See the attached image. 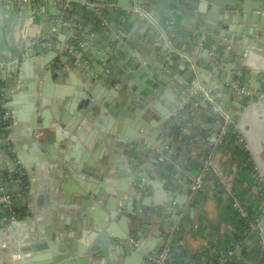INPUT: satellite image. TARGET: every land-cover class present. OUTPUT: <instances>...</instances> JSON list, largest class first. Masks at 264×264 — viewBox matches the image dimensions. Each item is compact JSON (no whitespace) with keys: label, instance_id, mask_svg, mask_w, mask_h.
<instances>
[{"label":"crops","instance_id":"obj_1","mask_svg":"<svg viewBox=\"0 0 264 264\" xmlns=\"http://www.w3.org/2000/svg\"><path fill=\"white\" fill-rule=\"evenodd\" d=\"M132 1L134 7L126 9L110 1L86 3L85 7L79 0H0V106L7 109L10 104L14 111L22 107L18 103L23 102L20 97L24 92L14 93L11 89L21 73L22 59L30 57L36 62L27 68L28 80L39 77L43 93L51 97L50 102L59 97L57 95L62 96L59 105L48 102L45 109L49 113H62L69 125L78 116L67 109L68 100L63 96L73 97L81 92L66 78L64 71H67L76 85L81 84L82 90L97 92L95 96L92 94L94 100L103 99L107 106H111L108 101L112 102V107L105 111L112 120L113 140L121 135L119 129L130 128L128 123L134 120L139 132L146 129L152 136L156 134L155 145L150 142L146 145V138L134 132L137 138L127 149L129 155L117 159L122 160L130 174L134 167V178L140 177V183L133 187L134 197L128 200L136 210L132 213L134 217L140 216L143 221L135 222V226L134 222L119 217L117 223L112 221L113 226L124 233L127 229L130 241L142 228V244L148 247L157 245L162 237L163 245L157 254L166 247L169 264H264L262 238L259 232H253L264 217V143L257 138L247 144L234 129L233 121L228 125L224 123L220 134H214L220 122L209 112V105L197 91L191 93L189 89L192 70L198 68L199 76L216 85L224 84L222 92L212 91L211 94L225 100L220 103H224L229 112L239 109L236 99L245 100L237 97L238 94L264 95V72L237 74L240 84L248 89L238 93L229 81L223 82L228 79L231 58L222 63L221 69L210 62L218 58L222 50L217 47L219 39L233 44L232 39L219 37L223 31L224 6L246 1L252 8L262 1ZM77 66L92 76L87 77L91 89L80 79L83 73ZM37 67L42 76L36 75ZM203 86L199 87L202 92ZM124 99L129 101L127 114L114 112ZM152 114L159 115L161 129L149 128L148 118ZM82 118L85 117L80 114L79 119ZM56 123L54 116L49 125ZM94 123L97 124L94 128H85V141L89 144L97 134L93 148L108 150L99 135L103 123ZM57 128L64 131L62 126ZM15 132L0 128V135L10 139L8 145L0 146V169L9 174L6 204L21 213L19 222L27 216L24 212L27 170L23 161L30 160L31 153L26 140ZM47 133L43 131L39 139H45ZM55 136L61 139L62 133L59 131ZM71 138L70 148L66 149L67 167L79 160L82 153L86 154L85 144H81L76 135ZM59 142L55 139V145ZM120 176L110 172L105 181L116 184ZM63 180L71 189L78 187L69 175ZM93 181H97L96 176L85 177L81 183ZM199 181V188L193 192L192 188ZM74 199L72 195L70 200ZM4 203L0 197V205ZM236 204L246 211L245 217L235 208ZM87 217L86 225H82L85 232L91 219ZM30 228L27 223H23L20 230L0 226L3 255L8 248L29 246L45 239L42 225L36 227L34 238ZM63 238L70 235L64 233ZM56 244L53 242L51 247L56 249L55 256L47 249H41L39 254L56 257L61 252ZM26 256L28 260L35 258L33 252H27ZM18 257V254L13 255L14 259ZM23 261L26 264L25 259Z\"/></svg>","mask_w":264,"mask_h":264},{"label":"water","instance_id":"obj_2","mask_svg":"<svg viewBox=\"0 0 264 264\" xmlns=\"http://www.w3.org/2000/svg\"><path fill=\"white\" fill-rule=\"evenodd\" d=\"M79 1L84 3L85 7H87L86 3H105L108 1L115 2L118 6L126 9H132L135 5L132 0ZM204 1L206 2V0ZM261 1L258 6L252 8L247 6L246 1L242 4L238 2L234 4L227 3L224 6L226 12H223V31L219 33V37L232 39L233 44L228 45L227 41L219 39L217 47L222 50L217 55L218 58L210 61L215 65V68L221 69L219 67L222 63L231 58L232 66L228 68L230 73H227L228 79L223 82L228 83L229 81L238 93H241L243 89H245V92L248 91L240 84L241 78L238 77L240 74L243 75L244 71L253 74L258 70L264 72V0ZM202 2H200V5H202ZM207 2L210 3L211 0ZM57 48L63 49V46L57 45ZM34 62L36 60H31L30 57L22 59L21 73L15 80L16 86L11 89V92L14 93L24 92L20 97L23 102L18 103L22 107L14 111L10 108V104L6 106L10 110L14 122L13 126L7 128V130L16 131L15 134L19 133L18 135L26 140L31 153L30 160L23 161V165L27 170V187L25 188L27 204L24 211L27 216L24 221L16 222L10 226H12V229L20 230L23 223H27L31 227L30 231L32 238H34L36 227L42 225L45 239L40 243H31L29 246L8 248L4 255L0 251L2 253H0V264H24V259L26 264H158L159 254H157V250L163 245L162 237L159 238L160 241L157 245L148 247V245L142 244V228H139L133 241H130V232L127 229L124 233L112 225V221L117 223L119 217L125 219L126 222L130 221V223L143 221L140 216L138 218L134 217L133 214L136 210L132 209L133 205L128 200L129 197H134L133 187L135 184L140 183V177L134 178V167H131L130 174V170L127 169L122 160L117 161V159L121 155L123 157L129 155L130 152L127 149L136 142L135 139L137 138L134 132L140 133L141 138H146L144 142L146 145L147 142L155 145L156 134L152 136V133L150 134L146 129L139 132L137 120H134L128 123L131 125L130 128H126V130H124L125 128L119 129L121 135L113 140L112 120L107 117L105 111L112 107V102L108 101L107 104L111 106H107L102 102L103 99L100 102L94 100L92 94L95 96L97 92L82 90L80 88L82 87L81 84L76 85L73 76L64 71L66 78L71 81V85L79 87L78 89L81 92L80 95L78 93L73 97L70 95L63 96L68 100L67 109L78 116L73 122L66 125L68 121L65 115L62 113L55 114L52 111L49 113L45 109L48 102L51 105H59L62 96L55 93L60 98H52L50 102L51 97L45 96L42 91V80L39 77L28 80L27 68ZM80 67L77 66V68ZM36 70V75H43L42 71L39 72L38 67ZM79 71L83 73L80 75V79L83 80L86 88L91 89L92 84H89L87 77L91 79L92 76L84 68H80ZM198 72V68L192 70L193 78L189 89L191 93L197 91L196 93L202 97L205 104L209 105V112L220 122V127L216 132L214 131V134H220V128L224 123L228 125L230 121H233L235 123L234 129L242 134L247 144L257 138L264 143V95H261V93L258 95L257 92L252 94L250 92L248 95L237 93L239 95L237 97L245 100L240 102L239 99H236L239 109L229 112L224 108V103H220V101L225 102V100L216 98L214 94H211L212 91L214 93L217 91L222 92L224 84L216 85L209 82L199 76ZM201 85H204L203 92L199 89ZM127 102H129L128 99L119 102L114 112L117 111L126 115L129 107ZM177 106L179 107V104ZM183 108H177V110L180 111ZM80 114L84 115L85 118L80 120ZM54 116L55 121L58 123L56 124L62 126L64 131L61 130L62 128H57L59 126H56V124L55 126L49 125ZM114 116L117 115L114 114ZM158 120L159 115L152 114L151 118H148L149 128L161 129ZM94 122L103 123L99 135L103 137V144L108 146V150L101 147L93 148L97 140V134H93L94 138L89 144L85 141L84 130L87 127L94 128L97 125ZM245 126L248 129H245ZM34 129L48 131L45 139L36 141L31 137V131ZM59 131L62 133L61 139L55 136V133ZM73 135L78 137L81 144H85L86 154L82 153L79 160H74L67 167L66 149L70 148L69 143L72 141L71 136ZM15 136L13 135V137ZM55 139L60 141V144L55 145ZM101 161H105V163L103 164ZM110 172L121 175L118 177L120 181L118 180L116 184L107 183L105 177ZM65 175L72 177L78 187L71 189L65 185L64 182H67V178L65 181L63 180ZM123 175L125 177H122ZM89 176H96L97 181H93L91 184L90 182L82 184L81 180ZM136 188L139 189V186ZM62 194L63 196H61ZM72 195H74V200H70ZM165 214L167 216L169 212L166 211ZM138 215L140 214L138 213ZM87 216L91 219L86 226L87 232H85L86 229L82 225H86L85 219ZM174 219L175 217L170 220L174 221ZM135 226H137L136 223ZM255 227L256 230L253 232H259L264 246V217ZM64 233L69 234L70 238H63ZM53 242H57L56 245L60 247L61 252L56 257L51 258L48 255L42 257L39 254L41 249H47L53 252L52 256H55L56 249L51 248ZM20 244H23V242ZM27 252H33L35 258L28 260L27 256L25 257ZM14 254H18L19 257L14 259ZM262 257H264V250Z\"/></svg>","mask_w":264,"mask_h":264},{"label":"built area","instance_id":"obj_3","mask_svg":"<svg viewBox=\"0 0 264 264\" xmlns=\"http://www.w3.org/2000/svg\"><path fill=\"white\" fill-rule=\"evenodd\" d=\"M14 122L12 119V116L10 114V112L5 108V107H1L0 106V128H11L13 126ZM30 130V129H29ZM226 131V128L225 130ZM32 132V136L34 139H39L40 137H42L43 135V131L42 130H36L34 129ZM9 137L7 136H2L0 135V146H5V143H7L6 145L9 144ZM5 183H6V178H5V174L4 172L0 169V197L4 199L5 203H4V210H8V205L6 204V201H8V196L5 194L6 192V187H5ZM199 182H197V185L195 187L192 188L193 192H195L198 188H199ZM235 208L239 211V213L241 214V216L245 217L246 216V211L239 205H235ZM18 220V217L16 215V213H13V216L10 217V219L8 220L7 226L16 223ZM133 241V240H132ZM169 252L166 249V247H163L160 254H159V260H158V264H169Z\"/></svg>","mask_w":264,"mask_h":264},{"label":"trees","instance_id":"obj_4","mask_svg":"<svg viewBox=\"0 0 264 264\" xmlns=\"http://www.w3.org/2000/svg\"><path fill=\"white\" fill-rule=\"evenodd\" d=\"M3 172H4L5 178H6L5 187H6V190H7V184H8L7 181L9 180V174L6 171H3ZM21 178L23 179V177L20 176V179ZM0 195H2V194H0ZM13 213H16L17 217H20L21 213L18 214V211L16 209H13L11 206H9L8 210H4V204L0 205V226L7 225L8 220L10 219L11 216H13Z\"/></svg>","mask_w":264,"mask_h":264}]
</instances>
